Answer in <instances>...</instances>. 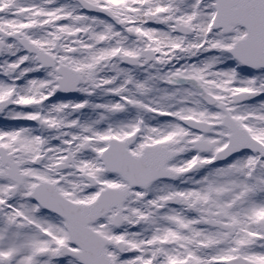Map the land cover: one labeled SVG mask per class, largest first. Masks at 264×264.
Segmentation results:
<instances>
[{
	"label": "snow or ice",
	"instance_id": "6c2138e0",
	"mask_svg": "<svg viewBox=\"0 0 264 264\" xmlns=\"http://www.w3.org/2000/svg\"><path fill=\"white\" fill-rule=\"evenodd\" d=\"M0 264H264V0H0Z\"/></svg>",
	"mask_w": 264,
	"mask_h": 264
},
{
	"label": "rangeland",
	"instance_id": "374dc122",
	"mask_svg": "<svg viewBox=\"0 0 264 264\" xmlns=\"http://www.w3.org/2000/svg\"><path fill=\"white\" fill-rule=\"evenodd\" d=\"M0 124H2V121H0Z\"/></svg>",
	"mask_w": 264,
	"mask_h": 264
}]
</instances>
